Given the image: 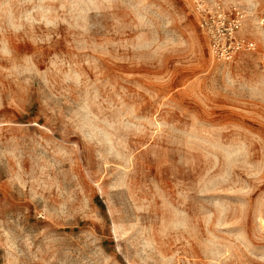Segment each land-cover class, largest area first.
<instances>
[{
    "label": "rangeland",
    "instance_id": "rangeland-1",
    "mask_svg": "<svg viewBox=\"0 0 264 264\" xmlns=\"http://www.w3.org/2000/svg\"><path fill=\"white\" fill-rule=\"evenodd\" d=\"M220 4L228 61L193 0H0V264H264V0Z\"/></svg>",
    "mask_w": 264,
    "mask_h": 264
},
{
    "label": "built area",
    "instance_id": "built-area-1",
    "mask_svg": "<svg viewBox=\"0 0 264 264\" xmlns=\"http://www.w3.org/2000/svg\"><path fill=\"white\" fill-rule=\"evenodd\" d=\"M198 15V25L209 37V49L219 61L231 60L241 51H252L255 43L246 38L235 36L241 24V15L236 8L224 12L220 0L208 5L205 0H193Z\"/></svg>",
    "mask_w": 264,
    "mask_h": 264
}]
</instances>
